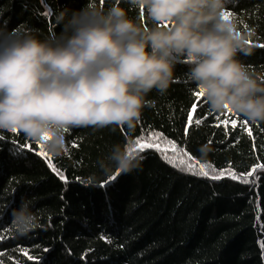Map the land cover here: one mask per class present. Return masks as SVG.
<instances>
[{
    "label": "trees",
    "instance_id": "16d2710c",
    "mask_svg": "<svg viewBox=\"0 0 264 264\" xmlns=\"http://www.w3.org/2000/svg\"><path fill=\"white\" fill-rule=\"evenodd\" d=\"M93 2L108 8L114 0H0V29L59 33V12ZM120 6L140 19L128 0ZM225 14L252 49L238 59L264 79V0H233ZM188 71L176 64L175 82L146 97L153 103L134 129H72L59 157L44 141L0 130V264H264V122L211 111ZM129 139L141 166L110 181L97 161ZM137 140L154 146L140 150ZM188 156L225 176L181 170L178 157ZM22 199L37 217L26 234L12 224Z\"/></svg>",
    "mask_w": 264,
    "mask_h": 264
},
{
    "label": "clouds",
    "instance_id": "9594fccd",
    "mask_svg": "<svg viewBox=\"0 0 264 264\" xmlns=\"http://www.w3.org/2000/svg\"><path fill=\"white\" fill-rule=\"evenodd\" d=\"M140 19L114 0L58 13L60 32L0 29V130L44 141L55 157L68 151L72 129H134L146 97L165 94L179 61L211 111L230 109L264 122V79L238 59L252 54L247 34L225 15L233 0H128ZM146 17V19H145ZM150 22V23H149ZM134 141L114 144L97 164L104 176L129 174L142 157ZM210 149L202 146L206 155ZM20 234L36 227L29 201L12 211Z\"/></svg>",
    "mask_w": 264,
    "mask_h": 264
},
{
    "label": "snow or ice",
    "instance_id": "6c2138e0",
    "mask_svg": "<svg viewBox=\"0 0 264 264\" xmlns=\"http://www.w3.org/2000/svg\"><path fill=\"white\" fill-rule=\"evenodd\" d=\"M225 15L228 17L227 14H225ZM262 46H264V45H262ZM202 93H203L202 90H199L197 92V96L201 95ZM193 111H195V105H193ZM189 120H191V117H189ZM241 126L243 127V124ZM135 143L140 148V150H143L144 148H148V147H153L154 146L151 143H149V144H141V142L139 140H137ZM170 147L172 148L173 153L178 151L175 144H170ZM157 150L158 151L160 150L159 147H157ZM131 151L135 152V149L133 148V149H131ZM41 154H43V153H41ZM184 155H186V154L181 153V156H184ZM164 159L168 163L173 164V166H176L177 161H174V160L170 159L168 156H164ZM178 162H179L180 165L183 166L181 170H188L192 174H203L205 176H209L210 175L212 179H221V178H223L225 176V172L224 171L216 172L215 170H209L208 167L206 165H204V164H200L198 167H193L192 166V158L190 156H188L187 163L185 162L184 159L179 158V157H178ZM49 166L51 167V165H49ZM53 170L55 171V169H53ZM118 175H119V172H116L115 174L111 175L110 176V181L111 180H115ZM61 178L63 179V176H61ZM231 178L232 179H236L235 173L231 174ZM241 179L243 180L244 177L242 176ZM101 186H103V185H101ZM261 247H262V249H264V243H262Z\"/></svg>",
    "mask_w": 264,
    "mask_h": 264
}]
</instances>
